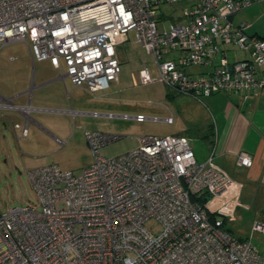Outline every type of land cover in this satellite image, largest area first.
Masks as SVG:
<instances>
[{
    "label": "built area",
    "instance_id": "obj_1",
    "mask_svg": "<svg viewBox=\"0 0 264 264\" xmlns=\"http://www.w3.org/2000/svg\"><path fill=\"white\" fill-rule=\"evenodd\" d=\"M263 1L0 0V48L22 40L33 62L48 60L58 70L62 63V78L97 92L119 81L117 47L132 32L171 93L196 100L257 93L264 90V38L247 35L246 24L229 17ZM175 3H183L182 17L158 28L170 18L161 9ZM226 45L244 58L231 61ZM174 52L179 56L168 58ZM189 67L206 72L193 76ZM138 78L152 82L146 66ZM0 108L18 109L2 101ZM85 138L92 162L80 174L57 165L32 169L27 176L37 205L0 212V264H264L250 241L223 230L226 211L244 207L242 185L211 156L198 162L188 138L139 137L134 149L113 157L100 152L120 136L85 132ZM237 162L252 165L246 153ZM150 219L159 234L145 227ZM252 230L264 233V226L255 223Z\"/></svg>",
    "mask_w": 264,
    "mask_h": 264
},
{
    "label": "rangeland",
    "instance_id": "obj_2",
    "mask_svg": "<svg viewBox=\"0 0 264 264\" xmlns=\"http://www.w3.org/2000/svg\"><path fill=\"white\" fill-rule=\"evenodd\" d=\"M182 7L183 3L163 7L161 10L170 18L165 17L164 24L158 23V28L164 25V28L168 29L170 24L177 23L182 17ZM157 13L159 17V8ZM224 48L229 50L231 61L244 58L236 47L226 45ZM117 56L121 67L119 82L111 83L106 90L90 93L84 87L74 86L67 78L52 85V91L57 93V97L62 96L65 99V106L71 113H54L49 118L61 125L62 129H66L68 137L75 133L73 145L65 142L68 137L63 139L57 135L65 142L62 146L36 135L39 142L32 146L27 143V140L16 141L14 120L8 119L0 123V133L6 137L3 142L0 135V212L4 213L18 206L24 208L37 205L35 192L27 176V172L32 168L42 167L41 165H57L61 170L75 176L80 174L83 167L92 162L88 145L86 151L79 146V138H83L84 131L120 136L118 140L101 150V155L105 157L118 156L131 151L138 145L137 139L143 136L191 138L194 153L206 154V144L196 138L199 137V130L205 122L204 111L207 112L205 106L199 105L200 109L199 103L185 95L172 93V96H166L167 90L159 80L153 57L134 41L132 32L128 33V41L117 47ZM178 56L179 53L174 52L169 54L168 58L176 59ZM10 57H14L15 60H9ZM40 64L32 63L28 46L22 40H13L2 46L0 48V91L29 90L33 69H35V75L43 71L40 70ZM144 66L148 68L152 79L148 85H142L138 78V70ZM188 71L196 72V76L205 73L206 69L190 67ZM52 73L54 77H59L65 73V70L61 67V70H53ZM132 76L135 77L136 85L133 84ZM200 100L205 102L203 98ZM50 107L62 108V105H50ZM92 113L112 114L116 117H93ZM137 114L147 119L139 123L118 117ZM170 115L174 120L172 124L161 121ZM153 118L155 120H150ZM62 206V203L56 205L57 208ZM226 213V218L233 217L234 221L229 222L225 219L223 230L237 240L250 241L264 258V233L252 230L254 222L250 213L243 209L237 211L229 209ZM145 227L153 235L161 231L160 225L153 219L148 220Z\"/></svg>",
    "mask_w": 264,
    "mask_h": 264
},
{
    "label": "crops",
    "instance_id": "obj_3",
    "mask_svg": "<svg viewBox=\"0 0 264 264\" xmlns=\"http://www.w3.org/2000/svg\"><path fill=\"white\" fill-rule=\"evenodd\" d=\"M229 20L234 25L246 24L245 33L247 35L264 38V1L241 10L230 16ZM9 60L14 61L15 58L10 57ZM35 62L41 63L40 70L43 71L35 75V69H33L29 90L0 91V101L10 102L19 109L0 108V123L6 122L8 119L14 120L13 128L14 135L17 137L16 141L27 140V143L32 146L39 142L36 135H40L41 139L45 138L57 145L63 146L65 142L73 145L75 133L68 137L66 129H62L61 125L49 118L54 113H71L65 106V99L62 96L57 97V93L52 91L53 83L69 78L54 77L51 71L58 69L54 68L48 60ZM61 67L65 70L62 63ZM141 69L138 70V74ZM188 73L193 76L196 74V72L193 73L192 71H188ZM132 80L133 84L136 85L135 77L132 76ZM166 90V96H172L167 87ZM245 96L246 99H244ZM203 99L205 102L200 99L193 100L199 103L198 107L200 109L199 105H202L207 110V112L204 111L205 122L199 130L200 135L196 137L206 144L207 151L204 155H197L192 148L194 156L197 161L199 160L198 162H205L211 156L212 163L217 168L224 171L234 181L240 183L242 185L240 201L244 207H238L236 211L243 209L249 212L254 222L253 225L258 223L264 226V90L257 93H218ZM50 105H62V108L53 109ZM23 130H26V136L24 137L22 136ZM85 132L88 131H84L83 138H79V146L86 151L88 144ZM0 135H2L3 141L6 137L3 133H0ZM57 135L63 139L68 137V139L64 142ZM188 139L193 142L191 138ZM240 153H246L250 156L252 160L250 168L239 165L237 156ZM41 166L44 167L45 165Z\"/></svg>",
    "mask_w": 264,
    "mask_h": 264
}]
</instances>
